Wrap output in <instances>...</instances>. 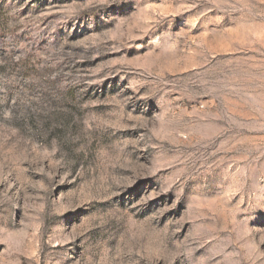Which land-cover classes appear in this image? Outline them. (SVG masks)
Here are the masks:
<instances>
[{"label":"rangeland","instance_id":"obj_1","mask_svg":"<svg viewBox=\"0 0 264 264\" xmlns=\"http://www.w3.org/2000/svg\"><path fill=\"white\" fill-rule=\"evenodd\" d=\"M0 264H264V0H0Z\"/></svg>","mask_w":264,"mask_h":264}]
</instances>
